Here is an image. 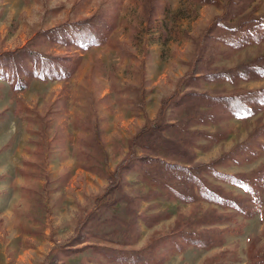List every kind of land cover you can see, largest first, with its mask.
Here are the masks:
<instances>
[{"label":"rangeland","instance_id":"obj_1","mask_svg":"<svg viewBox=\"0 0 264 264\" xmlns=\"http://www.w3.org/2000/svg\"><path fill=\"white\" fill-rule=\"evenodd\" d=\"M145 1L0 0V57L28 47L62 57L68 67L67 75L46 78L30 71V61L19 75L0 67V264H116L89 246L101 240L125 250L156 243L164 256L159 264H264V133L217 165L224 173L245 174V182L204 173L212 185L246 198L245 211L171 199L145 178L140 162L112 175L129 155L130 139L147 118H155L163 99L192 89L179 81L193 57L194 39L225 6V0H156L149 21ZM248 9L263 13L264 0H253ZM95 15L106 22L99 44L43 34ZM217 43V67H236L264 53V41L236 49ZM261 86L264 78L236 84L222 78L194 89L219 94ZM91 111L100 127L98 142L83 122ZM168 113L181 120L189 112L173 103ZM263 121L264 107L245 118L195 121L192 129L217 134L199 135L195 162L224 155ZM225 211H231L225 221H199ZM180 228L224 230L205 246L175 239Z\"/></svg>","mask_w":264,"mask_h":264},{"label":"trees","instance_id":"obj_2","mask_svg":"<svg viewBox=\"0 0 264 264\" xmlns=\"http://www.w3.org/2000/svg\"><path fill=\"white\" fill-rule=\"evenodd\" d=\"M252 1L225 0L223 12L215 15L194 39L193 57L187 72L179 81V86L191 83L192 89H188L180 95L176 90L167 96L161 102L155 118H147L144 124L137 129L130 139L129 155L123 158L112 173L115 178L121 176L122 172H125V168L127 169L131 164L133 166L131 165L130 168H135L136 164L140 162L143 173L147 176L145 178L153 184L161 185L171 199L189 203L205 200L219 204L225 209L233 208L237 211L247 209L246 198L230 194L219 186L212 185L204 173L210 171L237 182H245V174L224 173L217 169V165L226 160L228 156L232 157L242 148L249 146L254 139L264 133V121L256 126L246 140L236 144L227 153L210 162H195L196 139L199 135L213 139L217 134L197 128L192 129V126L195 121L199 123L217 122L221 118H225L227 114L245 118L256 114L264 107V86L219 94L194 89L196 84L202 83L203 80L217 81L226 78L236 84L241 79L264 78V53L253 61L240 63L236 67L214 65L219 49L217 42L236 49L252 41L257 43L264 41V12L254 14L252 10H249L248 6ZM156 3V0L145 1L146 17L149 21L156 10ZM105 25L106 22L102 17L95 15L72 23H62L43 34L55 37L62 42H76L86 46L87 44H99L102 41V31H104L102 29ZM63 59L59 56L36 52L27 47L16 51V53H11L9 56L0 57V67L9 68L19 75L22 68L25 70L28 68L30 61L34 67L30 68V71L35 72L37 76L42 78L65 76L68 74V67L63 63ZM173 103L176 108H185L189 112L187 117L181 120L170 119L168 112ZM83 122L89 126L87 128L92 131L93 139L98 142L100 127L96 115H93L91 111V114ZM138 149L141 153L137 152ZM170 151H173L181 160L171 159ZM122 167H125L123 171ZM118 174L121 175L118 176ZM230 215L231 211L214 212L209 216L205 214L199 221L202 224L222 222ZM219 230L198 231L180 228L176 230L173 237L176 236L175 239L182 238L195 245L206 246L213 244L224 229L220 232ZM79 231H81L80 227ZM82 232L86 231L82 230ZM82 235L77 238L82 240L89 236L88 234ZM161 240L157 239L156 241ZM101 241V243L92 241L89 246L93 248L95 254L116 264H159L164 258L163 254L159 252V245L153 242L141 249L125 250L123 247L110 245L109 241L107 243L104 240ZM129 241L127 239L125 243L128 244ZM86 246L88 245L77 247L74 251L78 252Z\"/></svg>","mask_w":264,"mask_h":264}]
</instances>
